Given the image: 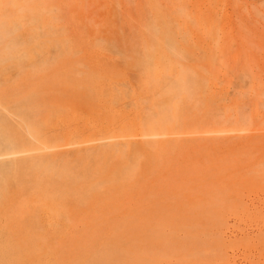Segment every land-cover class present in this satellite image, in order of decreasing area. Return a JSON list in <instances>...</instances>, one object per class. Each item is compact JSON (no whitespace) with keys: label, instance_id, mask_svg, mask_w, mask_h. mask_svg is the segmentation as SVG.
<instances>
[{"label":"rangeland","instance_id":"1","mask_svg":"<svg viewBox=\"0 0 264 264\" xmlns=\"http://www.w3.org/2000/svg\"><path fill=\"white\" fill-rule=\"evenodd\" d=\"M2 28L0 106L31 94L49 147L0 160L50 168L4 189L0 264H264V0H0Z\"/></svg>","mask_w":264,"mask_h":264},{"label":"bare ground","instance_id":"2","mask_svg":"<svg viewBox=\"0 0 264 264\" xmlns=\"http://www.w3.org/2000/svg\"><path fill=\"white\" fill-rule=\"evenodd\" d=\"M1 33L5 32V29L0 30ZM8 44H13V41H7ZM173 92L172 88L169 89V93ZM34 97L30 96L26 98L18 99L17 104L14 107L8 106L6 103L5 109L0 106V155H11L16 153H24L26 151L31 152L36 149H46L49 146H41L35 143V140H40V137L35 133L32 128V124L29 121V108H33ZM16 112V113H15ZM9 113H15L19 118L17 120L12 119ZM23 121L25 130L21 124ZM48 153H38L36 155L29 154L21 156H13L7 159L0 160V204L4 199V189L10 183L12 176L17 180L20 179L18 173L24 170L39 173L40 169H49V165L46 163L50 161ZM62 171L71 172L70 168H60ZM17 175V176H16ZM158 180L160 179L157 175ZM21 180V179H20Z\"/></svg>","mask_w":264,"mask_h":264}]
</instances>
